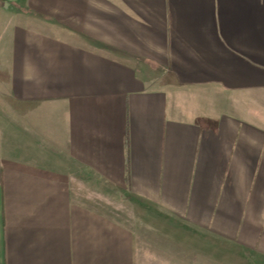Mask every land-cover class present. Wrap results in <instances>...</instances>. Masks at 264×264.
I'll return each mask as SVG.
<instances>
[{"label": "crops", "instance_id": "crops-1", "mask_svg": "<svg viewBox=\"0 0 264 264\" xmlns=\"http://www.w3.org/2000/svg\"><path fill=\"white\" fill-rule=\"evenodd\" d=\"M0 264H264V0H0Z\"/></svg>", "mask_w": 264, "mask_h": 264}, {"label": "rangeland", "instance_id": "rangeland-1", "mask_svg": "<svg viewBox=\"0 0 264 264\" xmlns=\"http://www.w3.org/2000/svg\"><path fill=\"white\" fill-rule=\"evenodd\" d=\"M102 208V207H101ZM141 208V207H140ZM133 207V205H125L124 207L112 210L111 207L103 206V210L114 214L123 219V222L131 226L134 230L144 235L146 240L158 243V245H187L188 239L183 238L185 232L184 227L179 222L170 219L164 222L159 214L155 211L150 212L149 209Z\"/></svg>", "mask_w": 264, "mask_h": 264}]
</instances>
